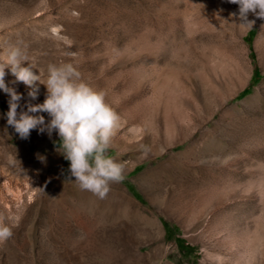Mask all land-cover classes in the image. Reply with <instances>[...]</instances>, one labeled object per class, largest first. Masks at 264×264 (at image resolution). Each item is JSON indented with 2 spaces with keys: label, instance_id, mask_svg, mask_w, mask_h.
Masks as SVG:
<instances>
[{
  "label": "rangeland",
  "instance_id": "374dc122",
  "mask_svg": "<svg viewBox=\"0 0 264 264\" xmlns=\"http://www.w3.org/2000/svg\"><path fill=\"white\" fill-rule=\"evenodd\" d=\"M238 9L0 0V61L22 41L44 79L71 63L103 91L120 116L106 154L124 176L105 199L81 190L57 133L21 139L0 90V218L13 230L0 264H264V19L241 29ZM5 72L18 113L44 102L45 85L33 100Z\"/></svg>",
  "mask_w": 264,
  "mask_h": 264
},
{
  "label": "clouds",
  "instance_id": "9594fccd",
  "mask_svg": "<svg viewBox=\"0 0 264 264\" xmlns=\"http://www.w3.org/2000/svg\"><path fill=\"white\" fill-rule=\"evenodd\" d=\"M239 6L238 16L241 29H251L255 20H249L251 13L264 19V0H228ZM27 62V66H24ZM10 69L14 82H22L29 88L28 96L35 100L39 84L46 86L47 94L42 104H28L27 111H20L22 96L5 83V69ZM35 66L28 61L23 42L9 44L6 56L0 61V90L9 96L8 111L4 114L7 125L11 126L21 139H27L34 129L55 131L59 136L57 151L69 161L70 179L81 190H87L99 199H105L110 184L122 182L123 165L106 153L120 121L119 114L106 102L105 93L84 82L78 69L71 63L50 64L46 79L36 74ZM43 81V82H42ZM39 82V83H38ZM45 112L50 117L46 123L42 115L30 113ZM13 236L12 227L0 218V244Z\"/></svg>",
  "mask_w": 264,
  "mask_h": 264
},
{
  "label": "trees",
  "instance_id": "16d2710c",
  "mask_svg": "<svg viewBox=\"0 0 264 264\" xmlns=\"http://www.w3.org/2000/svg\"><path fill=\"white\" fill-rule=\"evenodd\" d=\"M255 72H256V71H255ZM255 74H256V73H255ZM247 89H248V88H246L242 93H246Z\"/></svg>",
  "mask_w": 264,
  "mask_h": 264
},
{
  "label": "bare ground",
  "instance_id": "6f19581e",
  "mask_svg": "<svg viewBox=\"0 0 264 264\" xmlns=\"http://www.w3.org/2000/svg\"><path fill=\"white\" fill-rule=\"evenodd\" d=\"M149 139V138H148ZM146 141V140H145ZM147 143V142H146Z\"/></svg>",
  "mask_w": 264,
  "mask_h": 264
}]
</instances>
